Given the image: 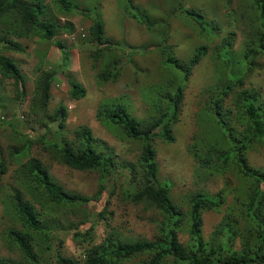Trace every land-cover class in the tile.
Segmentation results:
<instances>
[{"label": "trees", "instance_id": "1", "mask_svg": "<svg viewBox=\"0 0 264 264\" xmlns=\"http://www.w3.org/2000/svg\"><path fill=\"white\" fill-rule=\"evenodd\" d=\"M182 1L176 0L166 17L159 18L127 1V16L144 24L149 31L158 32L162 27V40L168 36L170 18L180 16L194 23L206 42L197 44L187 60L175 55L171 44L159 43L157 50L165 67L162 80L149 98L151 110L147 118L132 115L118 98L101 102L96 109L98 121L115 136L142 142L137 166L117 163L106 143L93 136L85 125L75 128L72 137L64 134L65 107L59 105L52 113L47 112L57 73L54 69L37 68L30 110L33 115L40 113L45 133L37 135V130L22 119L25 142L8 151V162L0 152V175L7 172L8 164L17 165L11 173L14 184L3 200L11 225L4 229L2 239L9 250L18 253L17 259L0 256V264H264V168L251 164L248 158L249 151L264 148V93L246 85L248 75L263 67L264 0H240L235 8L232 0H225L224 16L234 27L221 36L219 43H210L221 35L216 19L200 8L185 6ZM57 2L61 11L79 9L71 0ZM83 11L80 13L84 15ZM61 29L56 16L48 13L41 0H0V50L23 53L25 46L13 38L50 41L60 49L61 64L67 66L71 54L58 37ZM237 29L242 40L235 47ZM88 31L87 39L95 46L93 57H100L103 50L108 53V62L96 73L97 80L116 82L121 57L115 51L116 43L105 39L100 16L91 19ZM210 51L219 62L215 82L205 89L202 101L198 102L195 118L201 132L193 135L187 150L198 172L230 174L236 183L229 187L231 182H226L224 188L213 194L195 191L187 197L188 208L183 211L170 197V182L158 178L153 143L155 139L174 142L173 126L178 121L188 78L193 67ZM0 77L9 81L7 86H13L17 98L23 95L26 83L20 64L1 52ZM85 92L77 82L68 89L70 98L75 100ZM0 107L1 114L5 108L1 104ZM50 124L55 125L54 132L49 129ZM49 131L52 133L46 137ZM39 144L52 160L64 166L98 171L99 195L88 197L71 192L53 178L47 165L29 152ZM119 166L130 168L124 191L128 198L158 211L154 237L131 239L112 229L102 241L84 248L81 261L58 251L52 255L61 222L69 225L67 231L75 239L92 240L90 232L97 222L92 220L87 229H82L85 220L72 225L67 222L65 211L87 205L91 199L99 200L106 181ZM204 211L222 212L207 236L202 231ZM181 232L188 235L187 240L179 239Z\"/></svg>", "mask_w": 264, "mask_h": 264}, {"label": "rangeland", "instance_id": "2", "mask_svg": "<svg viewBox=\"0 0 264 264\" xmlns=\"http://www.w3.org/2000/svg\"><path fill=\"white\" fill-rule=\"evenodd\" d=\"M32 1V0H27ZM50 10V14L59 19L60 24L68 22L67 27L60 30L58 37L70 48V63L61 64L59 49L51 45L50 41H42L36 38H13L25 46L23 53L13 52L2 48L0 52L15 59L25 75V92L18 99L14 98L13 86H7L9 81L0 77V104L5 108V113L14 116L13 125L8 122H0V152L8 162V151L12 147L23 145L26 132L25 126L17 115L27 118L29 125L37 130V135L45 133L44 121L39 115H33L30 103L34 92V81L37 68L55 69L57 76L54 77L51 89V99L47 106V112L52 113L56 107L62 105L66 110L63 133L68 137L73 136L75 128L81 125L87 126L92 135L104 141L110 148L117 163H131L137 166L142 142L121 139L115 136L96 118V109L99 103L110 98H118L126 104L128 111L137 118H147L151 110L149 98L153 97V88L163 78L165 67L158 53V45L161 41L171 44L174 54L183 60H187L192 54L194 47L199 43H206L198 34L196 25L180 16L170 18L168 36L161 38L162 27L155 31H149L144 24L132 19L126 14L127 1L135 8L144 9L153 17H166L169 8L176 0H71L78 6V12H63L58 9V0H41ZM240 0H232V7H238ZM187 7L200 8L206 15L215 18L221 26V35L214 38L210 43H219L221 36L233 25L224 16L225 0H183ZM126 5V6H125ZM74 9V10H73ZM81 9L85 10L84 15ZM134 12L137 11L133 10ZM100 16L104 22V36L110 43H116L115 51L121 57L119 78L116 82H100L96 73L108 62V53L103 50L100 57H93L95 46L85 40L70 41L69 35L75 34L79 28L88 30L91 19ZM64 18L61 20L60 18ZM91 19H90V18ZM248 16L245 18L247 19ZM157 29V27H155ZM237 36L234 41L235 47L241 43L242 34L236 30ZM219 62L214 60L210 51L196 64L188 78L184 89V96L178 121L173 126L175 140L165 143L155 139L156 161L158 163V178L161 181H169L171 186L169 194L173 202L183 211L187 210V197L198 190L210 194L225 187L226 182H231L232 187L236 180L230 174L209 175L197 171V164L188 152L194 134L201 132L200 125L195 118L199 107V100L204 95L205 89L215 82V69ZM214 75V76H213ZM62 80L61 82H59ZM77 82L85 88V95L80 99H71L68 94L69 86ZM246 85L259 89L264 93V62L262 68H255L247 77ZM10 98V100H9ZM24 99L21 111L20 100ZM202 99L200 100V102ZM1 111V107H0ZM45 123V122H44ZM49 129L54 132L55 125L50 124ZM46 132V137L49 133ZM32 135L31 133L29 134ZM35 138V137H34ZM32 156L42 160L50 170L53 178L60 182L66 189L83 196L95 197L99 195L100 173L98 171H80L69 168L54 160L42 150L41 145L30 148ZM251 164L264 168V148L258 147L248 153ZM17 165L8 164L6 173L0 175V256L17 259L18 253L9 250L3 242L2 236L5 228L10 227V218L4 211L5 193L14 184L11 173ZM130 172L125 167H118L105 183V189L101 192L97 201L90 200L87 205L77 207L74 210H66L65 217L68 223L75 225L83 222L82 229H87L92 220L97 222L92 229L91 241H79L71 232H68V224L61 222L57 230V240L54 241L53 252L58 251L62 255L73 257L79 261L83 258V250L93 244L102 241L103 236L113 229L120 236L131 239H151L156 234V223L159 214L143 202H132L125 194L127 177ZM108 199V201H107ZM231 199V194L228 195ZM100 214V215H99ZM103 216L101 220L99 217ZM222 212L204 211L202 213V231L207 236L221 219ZM188 235L181 232L179 239L187 240ZM61 241V243H60ZM11 263V262H10Z\"/></svg>", "mask_w": 264, "mask_h": 264}, {"label": "clouds", "instance_id": "3", "mask_svg": "<svg viewBox=\"0 0 264 264\" xmlns=\"http://www.w3.org/2000/svg\"><path fill=\"white\" fill-rule=\"evenodd\" d=\"M42 2V1H41ZM73 2V1H72ZM58 3V2H57ZM73 3H75V2H73ZM44 4V3H43ZM45 5V4H44ZM57 6H58V4H57ZM45 7H46V5H45ZM47 8V7H46ZM58 9H59V7H58ZM74 10V9H73ZM81 10H83V9H81ZM47 11H48V13L50 14V10L47 8ZM69 11H71V9L69 10ZM77 12H78V10H76ZM85 11V10H84ZM84 11H83V13H84ZM64 13L65 12H68V11H63ZM61 20H64V18H60ZM56 23L60 26V27H62V29L65 27V26H67L68 25V22L66 23V24H64V25H61L60 24V21H59V19H57L56 20ZM61 29V30H62ZM88 30H89V28H88ZM88 30H85V29H83V28H79L78 29V31L75 33V34H71V35H69V37H68V39L70 40V41H76V40H85V39H87V37H88V34H89V31ZM87 41H88V39H87ZM89 42V41H88ZM90 43V42H89ZM59 51H60V49H59ZM55 70V69H54ZM25 79H26V77H25ZM58 86V84L56 83V82H54L53 83V86ZM51 89H53L52 87H51ZM14 98H16V99H18L17 98V96H15ZM51 99V98H50ZM50 101V100H49ZM23 103H24V99H21L20 100V104H19V109H20V111H21V108H22V106H23ZM49 103V102H48ZM48 106V105H47ZM55 110V109H54ZM9 115H7L5 112H1V114H0V117H2V120L3 121H5V122H8V121H10L9 122V124H11V125H13V121H14V116L13 115H10V117H8ZM18 116V118H20L21 120L23 119V120H27V118H24L22 115H20V112H19V115H17ZM1 120V121H2ZM28 126H30L29 125V123H28ZM32 126V125H31ZM155 141V140H154ZM153 146H154V143H153ZM155 148V147H154ZM156 150V149H155ZM127 164H129V163H127ZM126 165V164H125ZM120 167H125V166H120ZM125 168H127L128 170H129V172H130V168H128V167H125ZM117 169V168H116ZM115 172V171H114ZM113 172V173H114ZM112 173V174H113ZM51 174V173H50ZM111 174V175H112ZM60 183V182H59Z\"/></svg>", "mask_w": 264, "mask_h": 264}]
</instances>
